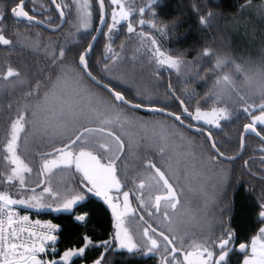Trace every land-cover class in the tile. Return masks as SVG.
<instances>
[{"label": "snow or ice", "instance_id": "1", "mask_svg": "<svg viewBox=\"0 0 264 264\" xmlns=\"http://www.w3.org/2000/svg\"><path fill=\"white\" fill-rule=\"evenodd\" d=\"M14 3L15 6L0 12V25L8 12L29 23H43L25 10L27 0H14ZM52 4L59 18L64 21L66 5L57 0H52ZM97 5L99 22L107 27L109 38L121 22H127L129 34L136 33L137 27L131 20L137 16L143 17L145 13V7H126L123 0H97ZM252 8V0H245L240 5V13L229 19L237 26L246 25L243 12ZM190 10L195 14L199 26L208 33L206 43H214L215 37L211 36V31L218 27L217 18L221 13L212 10L209 0L191 4ZM259 11L264 17V8ZM76 12V19L87 28L92 15L88 0H83L77 6ZM109 12L111 24L107 23ZM153 17V21L140 18L137 24L142 27L145 23H151L155 27L159 22L158 13H153ZM179 23L177 20L166 27L169 31H175ZM7 31V27H0L2 46L14 43V39L6 35ZM53 31H59V26ZM140 35L151 46L146 49L151 63L166 66L178 74H183L189 64L200 65L198 69L188 73L189 79H196L203 70V62H210L214 58L211 72L202 78L206 82L215 76L213 87L200 100H196L197 93L194 90L189 93L188 98L181 99L176 95L178 89L169 83L165 94L177 102L179 112L167 111L166 104L143 90L128 96L123 89L131 90L132 86L119 80L114 83L113 78L108 75L114 72L120 61L119 53L113 51L111 43L107 47L109 55L104 58V63L95 68L90 65L89 57L94 49L95 36L71 60L68 59L71 49L66 50L59 44L51 49L40 43L37 46L46 50L42 63L32 65L26 72L13 66H5L0 71V80H17L20 84L26 83L29 88L25 94L28 103L19 104L14 109L12 105L8 106L16 114L9 117L6 134L5 159L11 169L6 176L0 174V184L5 186V190H0V264H70L74 257H80L87 262L86 253L90 246L103 249L91 264H105L110 242L103 240L96 245L87 234L81 235L79 245L69 247L62 255L57 253L58 258L42 259L41 254L46 253L50 244L53 245L52 251L56 252L54 245L61 226L51 221L45 224H41L39 220L30 222L29 216H19L15 211V206L24 205L50 212L70 213L74 222L82 225L89 216L82 208L89 195L100 198L111 210L115 220L112 239L118 241L119 246L126 248L129 253L144 248L148 253L161 252L160 264H227L231 251L229 246L236 239V230L228 227L220 236H216L206 215L193 213L185 207L167 174L171 168L168 161L160 163L143 155L133 154L130 139L124 129H151L161 157L167 156V150L162 146L165 142L173 139L185 140L179 130L191 129L204 137V142L208 145L210 164L218 166L221 160L236 159L235 156L226 155L222 150L223 144L214 139L212 131H205L198 125L202 123L221 129L222 121L231 118V97H235L239 104H247L248 100H252L253 103L241 109L251 119L242 126L239 148L243 150L246 147L245 138L249 133L255 134L264 142V51L261 52L259 61L239 58L240 62L237 63V58L219 55V49L207 46L199 51L193 61H189L185 58L186 52L172 55L162 51L154 34L141 32ZM49 52L50 55L47 54ZM229 67L230 72H225ZM25 76L26 81L21 79ZM158 77L159 72L156 73V78ZM105 79L107 82H102ZM240 79L243 84H237ZM86 81L102 89L103 94L86 87ZM116 85H121V90ZM214 99L217 101L216 106L209 109L201 106ZM190 100L195 101V104ZM139 110L167 117L172 124L144 120L135 114ZM185 119L191 123L186 124ZM22 133L25 137L31 133L35 147L41 149L37 153L40 166L36 174L44 178L38 179L35 187H29L26 181V174H33V167L18 155V148L23 140ZM133 162L140 171L129 178V165ZM248 163L245 161L246 167ZM57 170H68L72 173V184L65 182L63 190L51 186L47 179ZM227 181V175H221L220 183L216 187L222 189ZM129 184L132 187L124 190ZM130 196L137 202L138 208L135 210L132 208ZM261 199L264 200V197ZM230 206L231 202L226 205ZM77 208L82 209L79 214L75 212ZM137 210H144L151 219L150 223L144 216L138 217L143 221L142 241L134 240L125 227L126 220H130ZM257 215L261 218L262 226L258 227L249 242L238 244L241 252L250 249L242 264H264V202L259 204ZM156 217L166 221L167 227L157 224Z\"/></svg>", "mask_w": 264, "mask_h": 264}, {"label": "trees", "instance_id": "2", "mask_svg": "<svg viewBox=\"0 0 264 264\" xmlns=\"http://www.w3.org/2000/svg\"><path fill=\"white\" fill-rule=\"evenodd\" d=\"M57 2L66 5L64 9L66 22L56 33L44 30L33 23L16 20L10 12L7 13L0 27H7L8 31L6 35L8 38L14 39V43L9 46L0 45V71H3L5 66H13L26 72L32 65L42 63V57L45 56L46 50L43 47L37 46L40 43L46 44L51 49H55L57 44L65 47L66 50L71 49L68 52L69 60H71L76 52L87 46L95 32L99 19L97 1L88 0L92 13L90 17L91 23L87 28H82L81 30L72 24L77 14L76 8L83 0H57ZM199 2L201 0H124L127 7H145L143 17L137 16L131 20L137 27V32L129 34L127 32V22H123L119 25V30L114 36L106 38L107 27H104L89 57L90 65L94 68L97 65H102V59L99 55L105 54L109 43H111L113 51L118 52L120 59H122L119 64L125 61L124 63H127L126 65L128 66L129 59L133 62L131 68L135 70L133 75V78L137 77L135 80L128 77L126 80H119L111 76L110 73L108 74L113 78L114 83L116 80H119L132 86L131 90L128 88L123 89L128 96H132L134 92H138L139 86H137V83H143V81H139L140 78L149 79L150 82L148 83L152 84L151 95H153V98H159L163 104H166V110L179 112L180 109L176 108L177 106L169 104L171 96L166 95L165 91L161 89L162 86L165 87L166 85L159 84L155 77L156 71L159 70L165 74L168 72L171 77V85L173 88L178 89L176 95L180 96L181 99L188 98L189 93L194 90L197 93L196 100H200L213 87L215 76L206 82L202 78L209 75L215 59L213 58L210 62H203V70L200 71L199 76L196 79H189L188 73L195 71L200 65L189 64L186 66L183 74H178L175 70L151 63L146 50L151 46L143 39L140 33L154 34L159 41L161 50L166 54L176 55L180 52H186L185 58L193 61L203 47L211 46L219 49V55L237 58L238 63L240 62L239 58L260 59L261 50L264 49V17L261 16L260 12L258 15L252 12L251 9L244 10L243 18L247 23L246 25L237 26L229 18L237 16L240 13V5L245 0H209L212 10L221 13V16L217 18L218 27L213 28L211 31V36L215 37V41L209 45L206 43L208 33L204 32L199 26L195 14L190 10L191 4ZM252 3L253 7H257L258 5H263L264 0H252ZM12 6H15L14 0H0V12H5ZM25 10L29 11V14L38 20L51 26L57 25L60 21L49 0H28L25 4ZM153 13H158L159 15V22L156 23L155 27L151 23H145L142 27L137 24V20L140 18H143L145 21H153ZM177 20L180 21L177 29L169 31L166 26L171 25ZM107 23L109 24V15ZM161 29L163 31H160ZM30 40L34 41V45H30ZM47 54L50 55L51 53ZM102 58H104V55ZM97 78L99 79V77ZM159 78L161 77L159 76ZM21 79L26 81L27 77L25 76ZM86 83L91 87L95 86L94 88L101 90L103 94L102 89L92 82L86 81ZM116 87L118 90H121V85H116ZM28 91L29 88L26 83L20 84L17 80L7 82L0 80V174H4L5 176L10 172L9 162L5 159L8 120L10 116L14 117L16 114L8 106L12 105L14 109L19 104L28 103L25 95ZM226 101L228 102L227 99ZM190 102L195 104L193 100H190ZM208 102L210 100L201 106L207 107ZM245 106V104L231 106V118L222 121L221 129H215L210 126L206 127L212 131L214 139L223 144L222 150L225 151L227 156H233L240 150L239 139L242 133V126L249 123V121H246L249 115L241 110ZM141 113L157 115L147 112ZM182 130L193 134L186 129ZM21 136L23 140L18 148V153L30 167H33L34 172L29 175L27 183L29 186H35L36 182L34 180L38 177L36 170L40 166L37 153L41 149L35 147L31 133L26 137L22 133ZM245 140L246 147L237 159L231 162L224 160L219 162L227 167V169L223 168L222 170L227 175L228 181L222 189H219L216 198L211 200V215L207 217L216 236H220L228 227L235 229L237 232L236 239L230 244L231 251L227 264L242 263L244 255L238 253L234 249V246L240 242H249L250 237L256 234L258 227L262 226L261 218L258 217L257 212L259 204L264 202L261 199L264 197V162H262L264 161V151L260 150L264 149V143L253 136H247ZM195 144H197L200 154L204 155V150L206 151V155L209 156L208 145L204 142L203 136L200 135ZM131 148L133 154L136 156L143 155L151 159V154L157 155L145 143L131 145ZM245 161L249 162L247 167L245 166ZM132 164L134 165V169L132 168L134 172L129 174V178L134 177L136 172L140 171V169L136 168L135 162ZM68 173L69 176L67 178L72 184L70 180L72 173L70 171ZM136 182L138 183V181ZM131 187L132 185L129 184L128 188ZM0 190H5V186L0 184ZM9 190L14 191L15 189ZM131 200L134 207H138L137 202L132 197ZM230 202L231 206L226 207V205H230ZM15 207L29 210L39 219L51 221L61 226V231L57 234L58 239L54 245L56 252L52 251L53 245L50 244L51 250L47 254L50 259L57 257V253L61 255L69 247L79 245L81 235L87 234L93 238L96 245L103 240L110 242L111 248L106 254L105 264H160L161 254L160 256L145 254L144 249L129 253L127 249L118 248L117 242L112 239L115 233V221L104 202L91 195L88 196L82 205L83 210L89 213L87 221L82 225H77L70 213L37 211L22 206ZM81 210V208H77L75 210L76 214H79ZM145 217L147 219L148 216ZM136 218L143 225V221H140L137 215ZM102 251L103 249L100 247L90 246L86 253L88 257L87 262L80 257H74L70 264H80L82 262L89 264L98 258Z\"/></svg>", "mask_w": 264, "mask_h": 264}, {"label": "rangeland", "instance_id": "3", "mask_svg": "<svg viewBox=\"0 0 264 264\" xmlns=\"http://www.w3.org/2000/svg\"><path fill=\"white\" fill-rule=\"evenodd\" d=\"M123 2H124V0H123ZM126 7H127V5H126ZM261 8H264V4L258 5L257 7H253L251 9V11L259 15V12H260L259 9H261ZM111 22H112L111 16L109 13V24H111ZM90 23H91V20L89 19L88 26ZM121 23H123V22H121ZM72 25L77 26L80 30L82 28H84L82 26V22L78 21L76 19V17H75V20L73 21ZM118 30H119V25L117 27V30L114 31L111 34V36H113V34H116L118 32ZM105 36H106V38L108 37V30L107 29H106ZM31 38L33 40H35L33 37H31ZM33 40L29 41L30 45H34ZM261 49H262V47H261ZM262 51H264V49H262L261 52ZM103 55H104V58H105V56L107 57V55H109V53L107 52V49L105 51V54L103 53L102 55H99V57L101 56V59H102L101 63L102 64L104 63V58H102ZM258 60H256V61H258ZM120 61H122V59H120ZM119 62L115 66L114 72L110 73V75L116 79H119V80H126L127 77L133 78L135 70H133L131 68V66L133 64L132 60L129 59L128 66L126 65L127 63L126 64L124 63L125 61H123L122 64H119ZM230 70L231 69L229 67V68L225 69L224 71L230 72ZM157 72H159V76L161 77V78H159V77L157 78L158 83L163 84L164 83L163 81L165 80V76H164L165 73H163L162 71H159V70L156 71V73ZM155 77H156V74H155ZM136 78L137 77L133 78V80H135ZM139 81H143V83L142 84L137 83V86H139L138 92L140 90H143L146 94L151 95L152 84L148 83V82H150V80L140 78ZM85 84H86V87L91 88L93 91L101 93V90L94 88L95 86L91 87L86 82H85ZM237 84H243V80L242 79L237 80ZM151 96L153 97V95H151ZM230 100H231V106L239 105V103H236L235 97H231ZM228 102L226 101V103H228ZM247 102H248L247 104L253 103L252 100H248ZM258 102L259 101H257V103ZM216 104H217V101L215 99L210 100V102H208L207 107H204V108L209 109L213 106H216ZM247 104H245V105L247 106ZM221 106H223V105H221ZM135 114L144 120L166 121L167 123L172 124V121L170 119H167V118L162 117V116H157V115L154 116L151 114H144V113H141L140 111H137ZM256 114L258 115L259 113H256ZM250 119H251V117L249 116V117H247L246 121L250 122ZM210 127H212V126H210ZM124 131L128 134V138L130 139L132 146L145 143L147 147H149L150 149H153L156 153H159L157 143L153 140L154 132L151 129L144 130L142 128L141 129L126 128V129H124ZM179 131H180V134L183 137H185L186 139L185 140L173 139V140L165 142L162 146H164L166 148L167 156L161 157L159 155L160 159H158V160L160 163H163L164 160H167L169 165H171V168L167 174L171 177L170 182L176 186V188L180 194V198L184 202L185 207L190 209L193 213H203L204 215L209 217L210 215H208V213H210L211 200H214L216 198L217 193L219 191V189L216 186L220 183L221 175H225V173H223L224 171L222 169L223 168L227 169V167L223 163H219L218 166H214V165L210 164L208 162V156L206 155V151L203 150V153L205 156H203L199 153V150L197 148V144H195L196 137H194L193 134H190L185 130L183 131L182 129H180ZM6 155H7V153H6ZM18 155H19V153H18ZM9 166L11 169L10 164H9ZM68 176H69L68 170H65V171L57 170L53 174H51L49 177H47V179H49L51 186H53L54 188H59L60 190H63V185L65 182H68L71 185V183L69 182V180L67 178ZM28 177H29V175L26 174V181L28 180ZM43 178L44 177L38 176L35 178L34 181L37 182L38 179H43ZM29 187H34V186H29ZM129 189L130 188H128V190ZM154 193H160V192H154ZM130 200H131V196H130ZM48 202L51 203V201H48ZM17 206H22V207H26L28 209L37 210V211H44V210L48 211L46 209L29 208V207L24 206V205H17ZM132 208H133V205H132ZM145 214H146V212H145ZM173 219L175 220L176 218L174 217ZM149 222L151 223L150 218H149ZM156 223L159 224L161 227H167V222L163 221L162 218H160V217H156ZM125 227L128 228V230L132 234L134 240L142 241V227H143V225H141V223L138 222L135 212H134V215L132 216V218L130 220H126ZM118 248H121V247L118 245ZM121 249H126V248H121ZM50 250H51V247L49 245L46 249V253L41 254V258L45 259V260L50 259V257L47 255L50 252ZM144 253L145 254H155L157 256H160V254H161V252H155V251L152 253H148L146 248H144ZM62 254H63V252L61 253V255Z\"/></svg>", "mask_w": 264, "mask_h": 264}, {"label": "water", "instance_id": "4", "mask_svg": "<svg viewBox=\"0 0 264 264\" xmlns=\"http://www.w3.org/2000/svg\"><path fill=\"white\" fill-rule=\"evenodd\" d=\"M28 1V0H27ZM97 1V0H96ZM49 2L51 3V5L53 6V8L55 9V7H54V5L52 4V0H49ZM55 11H56V13L58 14V12H57V10L55 9ZM58 16H59V14H58ZM13 18L14 19H16V20H23V19H20V18H15L14 16H13ZM36 20H38L37 18H35ZM24 21V20H23ZM39 21H41V20H39ZM65 21H66V18H65V20L64 21H62L61 19H60V21H59V23L57 24V25H55V26H51V25H48V24H46L45 22H43V23H41V24H35V25H37V26H39L40 28H42V29H44V30H47V31H49V32H52V33H56V32H58V31H53V29H56L58 26H59V30L65 25ZM34 24V23H33ZM103 29H104V26H102L101 24H100V22H99V19H98V22H97V26H96V29H95V32H94V34H93V36H95L96 37V40H95V43L97 42V40L99 39V37L101 36V34H102V31H103ZM92 42V39L90 40V42L89 43H91ZM95 46V45H94ZM103 82V81H102ZM140 112H145V111H143V110H139ZM168 111V110H167ZM170 112V111H169ZM186 124H187V122H185ZM189 131H191V132H196L195 130H191V129H188ZM205 131H208V130H205ZM242 131H243V129H242ZM242 134V133H241ZM247 136H253V137H256L255 136V134H252V133H249ZM256 138H258V137H256ZM259 139V138H258ZM260 140V139H259ZM261 141V140H260ZM262 142V141H261ZM262 143H264V142H262ZM244 150V149H243ZM243 150H239V152L237 153V154H235V155H233V156H235L236 157V159L243 153ZM235 160V159H234ZM234 160H227V159H225V161H229V162H231V161H234ZM35 187V186H34ZM91 196H93V197H96V196H94V195H91ZM96 198H98V197H96ZM98 199H100V198H98ZM101 200V199H100ZM102 201V200H101ZM105 204V203H104ZM107 207V206H106ZM107 209H108V211H109V213H110V215H111V217L113 218V220H114V217L112 216V213H111V210L107 207ZM115 221V220H114ZM117 242V244L119 245V242L118 241H116ZM111 248V245H109V249ZM247 250L248 249H246L244 252H241L240 250H239V248H238V245H237V247H236V251L237 252H239L240 254H245L246 252H247ZM103 252V251H102ZM91 264V263H90Z\"/></svg>", "mask_w": 264, "mask_h": 264}, {"label": "flooded vegetation", "instance_id": "5", "mask_svg": "<svg viewBox=\"0 0 264 264\" xmlns=\"http://www.w3.org/2000/svg\"><path fill=\"white\" fill-rule=\"evenodd\" d=\"M103 32V31H102ZM115 34H113V36H114ZM106 57V56H105ZM96 74V73H95ZM94 74V75H95ZM164 76H165V80L163 81L164 83H163V85H166L165 87L164 86H162L161 87V89L162 90H164L165 91V93H166V87H167V85L169 84V83H171V77L169 76V74H168V72L166 73V74H164ZM167 76V77H166ZM104 82H107V79H105L104 80ZM173 83V82H172ZM169 104L170 105H172V106H177L176 108H179V106H178V104H177V102L174 100V99H169ZM185 122H187V123H191V121L190 120H188V119H185ZM199 127H201V128H204L205 130H208L206 127L208 126V125H203L202 123L201 124H199L198 125ZM186 130H188V129H186ZM189 131V130H188ZM209 131V130H208ZM191 132V131H190ZM193 133V135H194V137H196V140L200 137V134L198 133V132H192ZM191 134V133H190ZM159 153H157V155H153V154H151V159H154V160H156V161H159L158 159H160V157H159ZM202 155V154H201ZM203 156H205V155H203ZM253 162H255V161H253ZM129 168H130V171L128 172V176H129V174H131L132 172H134V171H132V168L134 169V165L133 164H130L129 165ZM174 185V184H173ZM174 187L176 188V186L174 185ZM124 190H128V188H125ZM176 190H177V188H176ZM154 194H162L161 192L160 193H154ZM177 194L180 196V194H179V192H178V190H177ZM132 205H133V203H132ZM138 206V205H137ZM133 208H134V210L135 209H137L138 207H134V205H133ZM135 214L139 217V216H144V218H145V220H148L149 221V218L147 217V219H146V217L145 216H147L146 214H145V212L143 211V210H137V211H135ZM237 245L238 244H236L235 246H234V249L236 250V247H237ZM230 247V246H229ZM250 252V249H248L247 250V252L245 253V254H248ZM239 253V252H238ZM245 254H241V255H244L245 256ZM80 264H88V263H84V262H82V263H80ZM90 264V263H89Z\"/></svg>", "mask_w": 264, "mask_h": 264}, {"label": "built area", "instance_id": "6", "mask_svg": "<svg viewBox=\"0 0 264 264\" xmlns=\"http://www.w3.org/2000/svg\"><path fill=\"white\" fill-rule=\"evenodd\" d=\"M15 211L18 213L19 216H24V215L29 216L30 222H35L37 220H39L41 222V224H45V223L49 222V221H45V220L39 219L34 213H32L29 210H23V209H20L18 207H15ZM53 224H56V223H53ZM24 226L26 227L27 225H24ZM35 230L39 231V229H35Z\"/></svg>", "mask_w": 264, "mask_h": 264}]
</instances>
